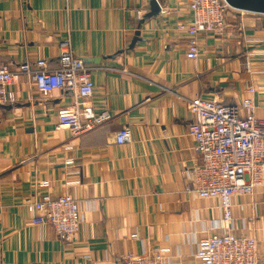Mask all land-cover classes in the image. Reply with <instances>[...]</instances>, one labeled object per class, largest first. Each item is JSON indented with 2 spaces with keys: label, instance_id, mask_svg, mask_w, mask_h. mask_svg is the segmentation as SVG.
Masks as SVG:
<instances>
[{
  "label": "crops",
  "instance_id": "1",
  "mask_svg": "<svg viewBox=\"0 0 264 264\" xmlns=\"http://www.w3.org/2000/svg\"><path fill=\"white\" fill-rule=\"evenodd\" d=\"M191 21L186 0H0V64L12 72L45 59L53 70L67 44L95 68L81 102L107 118L74 137L56 126L70 94L14 79L15 100L0 105V264H116L156 252L169 264H202L196 243L220 231L222 213L188 189L186 171L199 160L185 101L249 99L264 120V14L228 10L221 35L199 34L194 60L177 28ZM120 129L130 134L124 145L115 143ZM43 185L77 200L75 241L32 225V194ZM230 211L234 232L253 237L264 258V183L234 197Z\"/></svg>",
  "mask_w": 264,
  "mask_h": 264
},
{
  "label": "built area",
  "instance_id": "2",
  "mask_svg": "<svg viewBox=\"0 0 264 264\" xmlns=\"http://www.w3.org/2000/svg\"><path fill=\"white\" fill-rule=\"evenodd\" d=\"M186 3L192 21L189 26L178 24L177 28L187 35L186 58L194 60L199 55V34L211 32L221 35L227 11L236 10L225 0H186ZM140 16L141 13L137 12L136 19ZM94 69L75 57L65 43L60 48L57 67L53 70L47 67L45 59L22 63L12 72L0 64V105L15 100L11 88L13 81L18 74L26 75L39 94L62 91L71 95L73 105L58 112L56 126L78 137L107 119L105 115L93 116L81 102L93 94ZM253 93L250 87L248 94ZM185 103L193 116L187 132L193 154L199 160L186 171L188 189L202 200L215 199L222 213L220 231L196 243L194 258L202 264H263L259 243L253 237L239 236L234 232L230 209L234 197L249 196L264 183V120L255 117L249 99L233 105L202 98L186 100ZM115 134L117 145L129 141L128 130L120 129ZM46 187L37 186L32 194V225L50 227L62 243L75 241L82 223L77 200L68 192L53 196L44 189ZM115 263L169 264L159 252L147 256L130 254L118 258Z\"/></svg>",
  "mask_w": 264,
  "mask_h": 264
},
{
  "label": "water",
  "instance_id": "3",
  "mask_svg": "<svg viewBox=\"0 0 264 264\" xmlns=\"http://www.w3.org/2000/svg\"><path fill=\"white\" fill-rule=\"evenodd\" d=\"M234 10L264 14V0H225Z\"/></svg>",
  "mask_w": 264,
  "mask_h": 264
}]
</instances>
